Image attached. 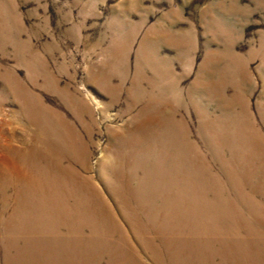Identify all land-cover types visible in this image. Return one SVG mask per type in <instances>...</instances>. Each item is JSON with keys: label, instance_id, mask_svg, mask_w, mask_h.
Segmentation results:
<instances>
[{"label": "rangeland", "instance_id": "rangeland-1", "mask_svg": "<svg viewBox=\"0 0 264 264\" xmlns=\"http://www.w3.org/2000/svg\"><path fill=\"white\" fill-rule=\"evenodd\" d=\"M143 112L174 125L112 175ZM119 233L150 264H264V0H0V264Z\"/></svg>", "mask_w": 264, "mask_h": 264}, {"label": "bare ground", "instance_id": "bare-ground-1", "mask_svg": "<svg viewBox=\"0 0 264 264\" xmlns=\"http://www.w3.org/2000/svg\"><path fill=\"white\" fill-rule=\"evenodd\" d=\"M42 110L45 111V109H42ZM46 112H47V110H46ZM154 114H148V113L145 114L143 112L141 114V117L139 119L135 120V122L133 123V127L126 128L123 131L117 130L112 134V137H111L112 140L110 141L111 142L110 150L112 151V153H110V156L111 155H115V156H112L107 161V167H108V169H111L112 175H113V172H112V168H110V167H113L116 164L115 161L117 160V158L122 157V155H123L122 150L120 152H118L119 147L121 148L122 146H126L127 148L131 149L130 152L128 153V156L126 159V164L128 165L130 163H133V161H134V159L132 157L133 156L132 152L133 151H135V152L136 151H142L143 149H147L149 147V140L152 137H155L158 135V129H160V127L167 128V130H168L171 128L172 125H174L173 119H171V115H168V116L164 117V119H163L162 117L154 116ZM64 121L65 120H63V118L60 119V122L63 123L62 126L69 127L70 125L67 124L66 121L65 122ZM51 125L54 126L53 123H51ZM43 129H44V127H43ZM112 131H114V130H112ZM120 136H121V139H120ZM72 150H73V153L75 155L80 154V149L78 146H73ZM13 152L16 153V152H18V150L14 149ZM29 155H32V153H29ZM170 155H172V152ZM107 158H109V157H107ZM105 172L108 176L109 172L107 169ZM119 172L121 173L120 170H119ZM119 172L117 171V167H116L114 170V178H117V176H119L117 174ZM153 177L154 176L152 175L151 179H153ZM253 191L255 193H258L257 189H255ZM124 196H125V194L122 195V197H124ZM154 224H156V223H154ZM147 230H145V227L142 225V231L145 233H139V235L136 234L137 237L143 241L145 238H143L142 235H145L146 237H149L147 235H150V234L161 235L154 229H152L153 231H151V230L147 231ZM134 232H135V230H134ZM113 242H115L114 245H113ZM130 244H131V240L129 242V238L128 239L124 238L122 233H119L118 236L113 237L108 242H105L103 240V248L101 249L102 255L99 256L98 253L95 251V253L92 255L93 257H88V259H87L89 262L88 264L98 263L100 261V259L103 257V255L108 254V253L110 254L111 264H117L118 259L116 258L117 257L116 254H118L120 250L127 252V255L123 256L124 264H150V263L143 261L142 258H141V260H139L141 257L140 252ZM143 247H145V246H143ZM167 250H168V248H162V247H160V248L158 247L156 249L154 248L152 250V254L156 258H155V261L151 262V264H165L167 257H171V253H169ZM107 259H108V263H109L108 256H107ZM83 264H86V263H83Z\"/></svg>", "mask_w": 264, "mask_h": 264}]
</instances>
